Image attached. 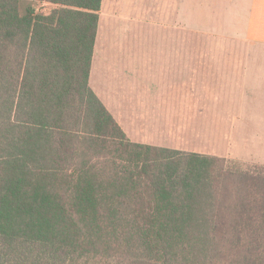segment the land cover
<instances>
[{"label": "trees", "instance_id": "16d2710c", "mask_svg": "<svg viewBox=\"0 0 264 264\" xmlns=\"http://www.w3.org/2000/svg\"><path fill=\"white\" fill-rule=\"evenodd\" d=\"M100 4L0 0V264H264V165L133 142L91 89Z\"/></svg>", "mask_w": 264, "mask_h": 264}, {"label": "crops", "instance_id": "0c3cea01", "mask_svg": "<svg viewBox=\"0 0 264 264\" xmlns=\"http://www.w3.org/2000/svg\"><path fill=\"white\" fill-rule=\"evenodd\" d=\"M89 85L133 142L264 164V0H101Z\"/></svg>", "mask_w": 264, "mask_h": 264}, {"label": "rangeland", "instance_id": "374dc122", "mask_svg": "<svg viewBox=\"0 0 264 264\" xmlns=\"http://www.w3.org/2000/svg\"><path fill=\"white\" fill-rule=\"evenodd\" d=\"M51 7H52V5L49 4V3H45L44 2L42 5L40 4V8H43L44 11H49ZM230 160H234L236 162H242L244 164H248L249 166L250 165H256V166H262V165H264V164H256V163H251V162L240 161V160H236V159H230Z\"/></svg>", "mask_w": 264, "mask_h": 264}]
</instances>
